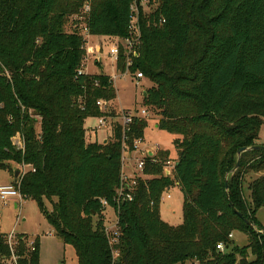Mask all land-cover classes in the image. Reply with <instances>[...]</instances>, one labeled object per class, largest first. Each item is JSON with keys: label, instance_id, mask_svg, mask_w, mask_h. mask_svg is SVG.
Listing matches in <instances>:
<instances>
[{"label": "trees", "instance_id": "obj_1", "mask_svg": "<svg viewBox=\"0 0 264 264\" xmlns=\"http://www.w3.org/2000/svg\"><path fill=\"white\" fill-rule=\"evenodd\" d=\"M134 2L141 37L129 71L152 83L143 105L158 116L159 129L176 136L177 158L166 175L169 152L146 155L132 200L116 204L122 148L132 151L143 140L147 120L134 116L126 131L113 122L105 142H87L86 119L117 117L96 104L115 100L116 90L109 75L84 73L82 63L86 35L128 36ZM147 3L148 11L139 0H0V169L28 166L11 183L19 182L22 199L35 201L74 248L77 264H264V228L256 218L264 206V150L237 156L257 144L264 125V0ZM115 65L125 71L122 50ZM17 133L22 148L11 142ZM249 172L260 175L246 196ZM174 186L183 196L178 225L159 209ZM107 207L118 230L112 243ZM233 232L245 234L247 244L234 245ZM4 236L0 258L10 255ZM26 238L16 234L18 263L39 264L38 242L31 250Z\"/></svg>", "mask_w": 264, "mask_h": 264}, {"label": "rangeland", "instance_id": "obj_2", "mask_svg": "<svg viewBox=\"0 0 264 264\" xmlns=\"http://www.w3.org/2000/svg\"><path fill=\"white\" fill-rule=\"evenodd\" d=\"M144 10L148 11L150 7L143 5ZM65 30L70 31L71 20L65 25ZM96 40L95 38H93ZM101 40L102 52L99 54V62L103 66L105 73L113 75L114 87L116 90V98L110 103V108L114 109H130L137 111L139 114L143 105V92L152 86V83L145 77L141 78L136 84L133 75L128 70L123 75L116 69L115 60L109 56V49L118 44L120 51L125 49L124 39L117 37H99ZM93 59L88 63L90 70L96 69ZM99 68V67H98ZM112 109V108H111ZM113 110V109H112ZM115 111V110H114ZM147 126L144 130L143 140L137 145V151L132 152V159L127 162V172L135 178H144L145 175L135 169V160L144 155V150H156V146L161 151H168L172 160L177 158L176 151L173 147V139L176 137L157 127L158 116L148 111L145 116ZM38 129V125L36 127ZM86 140L89 142L103 141L111 134V126L98 125V117H90L85 122ZM97 135V138H96ZM19 136V135H18ZM16 136L11 142L15 145L21 144V140ZM98 139V140H97ZM256 145L264 146V125L259 130V138ZM12 172H18V176L23 169L18 164H10ZM132 170L136 171L133 172ZM8 170L0 169V185L9 184L14 179L13 173ZM261 173H264L261 172ZM125 174V173H124ZM260 175V172H249L244 179V194L248 195L247 184L253 178ZM170 195L167 198V195ZM182 205L183 196L177 186L166 190L160 202V216L170 225H178L182 222ZM46 207L50 209V205L46 203ZM105 224L111 226L116 221L115 213L111 207H107L104 213ZM256 218L264 228V206H261L256 212ZM21 233L26 235L27 244L37 240L39 252V264H77L75 250L71 245H65L62 240L55 234L53 228L49 226L39 211L35 201L30 199H21L19 202L14 201L3 202L0 200V234H8L10 232ZM234 245L242 247L248 242L247 236L241 232H235L233 235ZM249 256L248 258H250Z\"/></svg>", "mask_w": 264, "mask_h": 264}, {"label": "built area", "instance_id": "obj_3", "mask_svg": "<svg viewBox=\"0 0 264 264\" xmlns=\"http://www.w3.org/2000/svg\"><path fill=\"white\" fill-rule=\"evenodd\" d=\"M141 1V4H148L147 0H139ZM89 7L87 4L84 5L83 7V11L86 12L88 11ZM131 20L129 23V28H128V36L126 38H124V44H125V49L122 51L124 59H125V71L121 72V74L123 75L125 72H127L129 70V67L133 64V59L138 55L137 54V50H138V46L140 44V37H141V32H140V26H139V10H138V4L136 2L133 3V5L131 6ZM118 44L112 46L109 49V56L112 57L115 60V63L117 61V58L120 54V49L117 46ZM133 78L134 80H136V84H138L139 80L141 78H143L144 76L142 75L141 72H136L133 73ZM115 77V76H114ZM113 77V79H114ZM112 79V78H111ZM110 102H105L103 100H97L96 104L98 105V107L100 108V110L102 111H109ZM117 114V117H115L112 121L110 117H105V116H101L98 117V125L99 126H103V125H108L111 126L113 124V122H118L121 126H122V130L126 131L128 129L129 124L132 122L134 116H146L147 115V111L146 109H142L140 114L137 111H133L130 109L127 110H120ZM19 134L17 133L15 136L12 137V139H16L15 137L18 136ZM19 139L21 140V144L19 143V145H14L17 148H22L23 147V142L22 139L20 137V135L18 136ZM11 139V140H12ZM140 141L136 140L134 141V149L132 151L128 150L127 146H124L122 148V156H121V182L119 187L116 190V195L114 197V201L116 204H119V202L121 201H130L132 200V191L136 186V178L135 177H127L124 174L123 171V166L125 165L126 162H129V160L132 159V155L131 157H128V154H131L132 152H136L137 151V145ZM160 150L158 146H156V150H144V155L135 160V169H137L139 172H142L143 168H144V157L146 155L148 156H152L156 151ZM174 164L175 161L170 159L169 161L166 162V164L164 165V172L166 175H171L173 173L174 170ZM21 167V169H23V172H21L20 174L22 175L27 169L28 166L25 164H21L19 165ZM133 172H136L134 170H132ZM126 189V190H124ZM170 195H167V198H169ZM22 199V196L19 192V182L14 181L13 183H9V184H4V185H0V200H2L3 202H8V201H14L15 203L19 202ZM101 205L102 206H107V203L105 200H101ZM116 219V217H115ZM105 233L108 236V238L110 239V243L113 242V237L117 235L118 230L116 227V221L113 222V224L111 226L109 225H105ZM16 234L15 232H10L8 234H5L4 239H5V243L7 244L9 251H10V255L9 257L5 258H0V264H19L18 263V255L16 254V245H17V240H16ZM232 237V234L229 235V238ZM29 246H31V250L34 249L33 247V243L30 242L28 244ZM217 249L223 250L224 249V244L223 243H219L217 245Z\"/></svg>", "mask_w": 264, "mask_h": 264}, {"label": "crops", "instance_id": "obj_4", "mask_svg": "<svg viewBox=\"0 0 264 264\" xmlns=\"http://www.w3.org/2000/svg\"><path fill=\"white\" fill-rule=\"evenodd\" d=\"M99 37H104V36H96V35H86V39H87V43H86V57H85V59H84V61H83V63H82V69H83V72L84 73H87V74H98V73H101V72H103L104 74H106V75H109V74H107V73H105V71H104V69L102 68L103 66L100 64V62H99V57H97V56H99V54L102 52V48H101V40L99 39ZM93 38H95L96 40H94ZM105 38V37H104ZM107 38H110V37H107ZM91 59H93V61H94V63H95V65H97V63H99L98 64V67L96 68V69H92V70H90V68L88 67V63H89V61L91 60ZM111 78H112V80H113V75L111 76V75H109ZM113 83H114V81H113ZM114 101V100H113ZM113 101H111L110 103L112 104L113 103ZM110 103H109V105H110ZM113 110H115V112L116 113H118L120 110H124V109H114L113 107H111ZM85 122H86V120H85ZM111 135V134H110ZM110 135L109 136H107V138L108 137H110ZM96 138H97V135H96ZM106 138V139H107ZM85 139H86V132H85ZM106 139L105 140H103V141H97V142H104V141H106ZM98 140V139H97ZM87 141V140H86ZM87 142H89V141H87ZM160 149V148H159ZM128 157H131V154H128ZM123 171H124V173H125V175H127L129 172H127V162L125 163V165L123 166ZM234 233L235 232H233V234H232V239H233V235H234Z\"/></svg>", "mask_w": 264, "mask_h": 264}, {"label": "water", "instance_id": "obj_5", "mask_svg": "<svg viewBox=\"0 0 264 264\" xmlns=\"http://www.w3.org/2000/svg\"><path fill=\"white\" fill-rule=\"evenodd\" d=\"M146 95V92L144 91L143 92V96ZM105 142V141H104ZM251 150H264V146H261V145H253V146H250V147H241L239 148V150L237 151V156L239 158V156L243 153V152H246V151H251ZM239 166V159L236 161L234 167L232 168L231 172H234ZM16 176H18V172H15V178ZM229 205L232 207V203L229 202ZM233 211L243 219V221L252 227V224L245 218L243 217V215L238 211L236 210L235 208H233ZM260 233H263L264 234V230H259Z\"/></svg>", "mask_w": 264, "mask_h": 264}]
</instances>
